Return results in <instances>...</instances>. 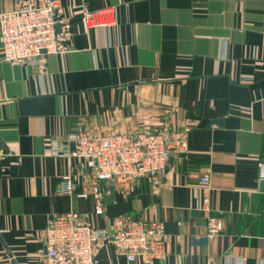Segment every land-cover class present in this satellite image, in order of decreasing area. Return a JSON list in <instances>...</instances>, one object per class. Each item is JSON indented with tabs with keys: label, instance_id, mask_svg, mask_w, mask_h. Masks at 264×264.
I'll list each match as a JSON object with an SVG mask.
<instances>
[{
	"label": "crops",
	"instance_id": "obj_1",
	"mask_svg": "<svg viewBox=\"0 0 264 264\" xmlns=\"http://www.w3.org/2000/svg\"><path fill=\"white\" fill-rule=\"evenodd\" d=\"M59 1L60 52L0 66V264H46L47 224L69 212L93 230L126 216L161 222L166 258L153 264H264V0ZM14 7L0 0V11ZM103 10L115 26L84 27V12ZM78 129L163 130L185 148L153 185L103 184L111 194L96 217L90 200L55 192L64 176L78 189L92 183L69 156ZM210 219L222 226L211 239ZM96 261L140 264L106 242Z\"/></svg>",
	"mask_w": 264,
	"mask_h": 264
},
{
	"label": "built area",
	"instance_id": "obj_2",
	"mask_svg": "<svg viewBox=\"0 0 264 264\" xmlns=\"http://www.w3.org/2000/svg\"><path fill=\"white\" fill-rule=\"evenodd\" d=\"M11 2L16 7L0 11V66L34 65L46 56L58 54L56 15L60 1ZM82 23L85 28L115 26L111 10L84 12ZM68 142L74 147L69 156L84 163L92 183L78 189L72 177L64 176L55 192L58 196L90 200L96 217L104 215L103 201L111 194L101 187L103 184L124 193L140 180L153 185L168 166L172 154L185 148V140L163 130L97 136L78 129ZM259 181H264V167L259 168ZM199 185L208 188L209 176H202ZM201 209L209 211L207 199ZM221 229L220 220H208L207 237L213 238ZM43 242L46 264H97L96 253L102 242L110 244L128 263H162L166 258L163 224L130 216L116 219L110 230H93L84 226L76 212L53 216L45 229Z\"/></svg>",
	"mask_w": 264,
	"mask_h": 264
},
{
	"label": "water",
	"instance_id": "obj_3",
	"mask_svg": "<svg viewBox=\"0 0 264 264\" xmlns=\"http://www.w3.org/2000/svg\"><path fill=\"white\" fill-rule=\"evenodd\" d=\"M73 148V147H72ZM194 244L197 245V246H205L206 243H207V240L202 238V239H199V240H193Z\"/></svg>",
	"mask_w": 264,
	"mask_h": 264
}]
</instances>
